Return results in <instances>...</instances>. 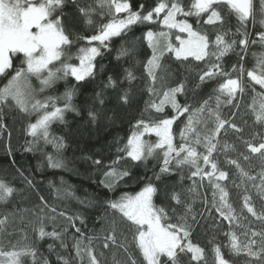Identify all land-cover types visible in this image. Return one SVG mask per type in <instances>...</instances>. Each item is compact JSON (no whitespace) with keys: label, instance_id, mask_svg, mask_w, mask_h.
Segmentation results:
<instances>
[{"label":"snow or ice","instance_id":"6c2138e0","mask_svg":"<svg viewBox=\"0 0 264 264\" xmlns=\"http://www.w3.org/2000/svg\"><path fill=\"white\" fill-rule=\"evenodd\" d=\"M65 3L66 0H0V76L7 78L9 70L13 71L4 87L0 88V109L14 103V106L22 112H38L39 118L35 123L29 124L28 131L34 138H43L48 142L52 121L63 120L65 111H76L71 103L74 90L66 91L63 96L64 106L57 107L56 99L59 98H37V90L32 87L31 78L35 77L40 81L41 92L69 75L77 82H86L87 78L95 75L96 58L102 55V49H108L114 37L123 36L137 24L161 23L168 31L154 32L149 29L143 39L151 50V55L144 62V70L148 78L147 90L150 96L154 97L147 102L146 110L154 111L163 118L136 121L125 146L117 149L118 153H124L125 156L117 155L116 159L107 166L108 170L103 173L104 179L101 183L113 189L119 181L130 177L127 168L119 167L125 157L130 158L132 162H145L150 157H159L162 153V164L159 173L155 174V180L159 181L162 175L170 174L174 169L187 167L190 172L188 179L192 181L187 192L194 196L201 195L198 188L203 187L204 182L207 181L212 191L210 201L207 195L202 196L205 210L209 215L214 210L220 221L228 222L229 231L224 234L228 244L221 245L210 241L213 264H232L223 248H227L233 256L243 254L247 258V264H264V227L257 230L250 223L248 226L242 223L248 219L245 215L247 213L264 225V131L252 132L248 139H244L243 127L232 117L225 118L221 111L222 104H233L237 97L243 96L245 92L243 64L233 65L230 73L224 71L221 61L233 52L237 45L242 51L247 49L248 32L245 30L241 33L242 38L237 41L228 39L227 32L219 31L215 40H210L206 33L194 30L187 19H177L178 16L197 18L206 16L205 24L222 26L225 23V16L221 9L226 7L243 27L250 19L255 20L257 9L253 0H192L187 9L183 0H156L154 7L147 11L143 4L134 9L131 0H98L99 7L107 9L106 13L101 14L110 18L107 23L98 27L95 34L77 37L86 41L88 45L79 48L78 65L68 62L72 58L68 49L73 46V33L63 16ZM79 12L87 18V24L93 23L90 18L91 9L80 7ZM259 12L264 16V0H260ZM260 23L264 25V20ZM172 29L187 33L188 38L183 39L180 35H176L175 39L179 41V45H175L170 37ZM239 31L237 29L238 33ZM257 35L259 40L264 42V31L258 32ZM131 51L132 49L121 47L116 59L129 56ZM18 54L23 55V61L19 68H15L14 57ZM169 54L174 55L179 61H185L189 57H194L196 61L207 60V70L199 74V83L204 84L222 78V82L213 90L214 96H209L198 106L181 104L178 96L185 94V83L181 81L169 87L163 74L165 67L162 61ZM233 73L238 74L233 75ZM246 75L251 82L264 90V56L257 60L254 69L247 70ZM124 78L131 84L136 76L131 69H125ZM107 86L115 88L117 81L109 76ZM118 99L122 104H129L130 93L124 91ZM96 101L100 105L105 103L102 93H96ZM233 106L238 108L239 104ZM167 108L171 109L172 115L166 113ZM248 109L254 117V123L264 129V91L253 97ZM89 116L93 122L96 121L95 111H90ZM232 116L235 117L236 113ZM182 117L184 123L177 142L173 133V124ZM244 123L246 124L247 121ZM4 127L5 125L0 123V129ZM229 131L237 134V139L243 145V151H240L236 144L223 139ZM151 134H155V142L145 139L146 135ZM51 142L58 149L63 147L61 138H54ZM233 153L235 156L231 155ZM221 156H223L222 162ZM48 161L51 167L63 166L61 161L52 156L48 157ZM93 163L97 166L102 165L99 159L94 160ZM222 163L235 170V176L240 183L237 184L233 179L231 183L234 187L241 188L250 183L255 189L261 200L259 210L247 187L243 188L244 194L240 197V206L237 209L229 192L230 173L224 170ZM24 180L32 186L30 179L24 177ZM17 191L14 186L0 179V203H8ZM157 192L156 184L149 179L135 194L123 193L117 199L108 200L106 206L111 215L106 211L102 218L104 235L101 247L123 250L126 259L117 260L114 254L113 264H180L181 256L189 254L190 264H207L205 248L191 239L192 225L188 223V217L191 216L193 222L196 219L192 204L182 199L181 192L169 193L170 199L176 205L184 206V215L178 218L177 223H171L165 208L154 203ZM40 200L42 205L38 212L34 213L36 223L33 225V231L38 239L50 237L54 241H59L60 248H67L65 242L67 228L58 231L53 227L52 231L46 230L45 218L40 214L44 213L49 205L43 197H40ZM50 210L56 211L55 208ZM57 215L64 217L68 225L75 228L77 233L80 232V229L76 228V221L84 223L82 216L79 214L67 216L63 212ZM47 219L54 221L55 218L47 216ZM9 223V215H0V231L6 230ZM122 225L131 232V244L142 259L138 260L136 255L130 252ZM233 227L243 228L244 231L238 233L232 230ZM84 239L87 243L83 239H75L72 245L76 253L72 264H75V261L84 264L85 260L86 264H107L106 259H103L105 253L98 251L93 243L100 237ZM13 249L11 251L0 249V264H24L25 257H32L36 262L35 247L24 245L19 248L13 246ZM49 250L55 251L54 245H49ZM43 264H50V261L43 258ZM57 264H70V261L57 253Z\"/></svg>","mask_w":264,"mask_h":264},{"label":"trees","instance_id":"16d2710c","mask_svg":"<svg viewBox=\"0 0 264 264\" xmlns=\"http://www.w3.org/2000/svg\"><path fill=\"white\" fill-rule=\"evenodd\" d=\"M131 3L134 9L143 4L145 11H147L154 7L156 0H131ZM191 3L192 0H183L186 9ZM253 3L257 9L255 20L250 19L243 27L237 18L228 12L226 7L221 9L225 16V23L222 26L205 24L206 16L201 18L195 16L177 17L187 19L193 25L194 30L206 33L210 40H215L217 32L225 31L228 33V39L238 41L242 38L240 34L247 30L249 39L247 49L242 51L237 45L235 50L221 61L226 72L231 73L233 65L239 66L241 63L245 69L243 76L245 92L243 96H238L233 104H222L221 106L225 118L232 117L238 125L243 127L244 139H248L252 132L264 131L254 123V117L248 109V106L252 104L253 97L264 91L259 85L251 82L246 75L247 70L254 69L257 60L264 56V42H261L257 35L258 32L264 31V25L260 23L261 20H264V16L259 12L260 0H253ZM80 7L92 10L90 18L93 23L91 25L86 23L87 18L79 12ZM106 12V8L99 7L98 0H76V2L66 0L63 16L73 33V46L68 49L72 58L68 62L78 64L79 48L88 45L86 41L77 39V37L95 34L101 24L108 22L110 17L101 14ZM161 27L159 22L137 24L123 36L114 37L108 49H102V55L96 58L95 75L87 78L86 82H77L74 77L69 75L41 92L40 81L35 77L31 78L32 87L37 90V98H59L56 99L57 107L64 106L63 96L65 92L74 90L71 103L76 111H65L63 120L52 121L49 127L48 142L43 138H34L28 131L29 124L35 123L39 118L38 112H22L14 106V103L0 109V123L5 125L3 129H0V179H4L18 190L8 203H0V215L7 214L10 216L9 226L6 230L0 231V249L11 251L14 250L13 246L19 248L24 245H31L37 250L36 262L33 261L32 257H25L23 258L24 264H43V258H47L50 264H57V253L72 264L76 256L75 249L72 247L75 239H83L87 243V240L84 239L86 237H100L93 243L98 251L105 253L103 259H106L107 264H113L114 254L117 260H124L126 257L122 249H103L101 247L104 235V220L102 218L106 211L111 215L110 210H107L106 202L117 199L123 193L135 194L149 179L158 188V192L154 196V203L165 208L171 223H177L178 218L184 215V206L176 205L170 199L169 193L172 191L181 192L182 199L192 204L196 219L193 222L191 216L188 217V223L192 225L191 239L194 243L205 248L207 264H213L212 243L210 241L221 245L228 244V239L224 235L229 231L228 222L220 221L214 210L209 215V212L205 210V204L202 202L203 195H207L209 201L211 200L212 190L207 181L204 182L203 187L198 188L201 195L194 196L187 192L192 184V181L188 179L190 172L187 167L180 170L174 169L170 174L162 175L159 181L155 180V174L159 173L162 164V153L159 157H150L145 162H132L130 158L125 157L120 162L119 167L127 168L130 171V177H125L119 181L113 189H109L101 183V180L104 179L103 173L108 170L107 166L116 159L117 155L125 156L124 153H118L117 149L125 146L136 121L163 118L154 111L146 110L147 102L154 97H151L147 90L148 78L144 70V62L151 55V50L143 39L144 34L149 29L158 31ZM237 29L240 30L239 33ZM121 47L132 49V51L129 56L117 60L116 57ZM22 61L23 55L18 54L14 57V67L19 68ZM162 63L165 67L163 74L167 86H175L181 81L186 85L185 94L178 96L181 104L188 103L198 106L209 96H214L213 90L218 83L222 82V78H217L204 84L199 83V74L207 70V60L196 61L194 57H189L185 61H179L174 55L169 54L165 56ZM125 69H131L136 76L131 84L124 78ZM12 74L13 71L9 70L7 78L0 76V88L4 87ZM237 74L233 73V75ZM109 76L117 81L115 88L107 86ZM124 91L130 93L131 101L129 104L119 102L118 98ZM96 93H102V98L105 101L103 105L96 101ZM212 103L214 106V99ZM234 104H239V107H234ZM50 110L51 108H49ZM90 111L97 113L95 122L89 116ZM166 113L172 115L171 109L167 108ZM233 113H236L235 117L232 116ZM245 121H247L246 124ZM183 123L184 118L182 117L173 124V133L177 142L180 139L179 132ZM54 138L62 139V148L58 149L51 142ZM145 139L151 142L156 141L155 134L146 135ZM223 139L236 144L240 151L244 150L243 145L237 139V134L229 131ZM231 155L235 156L234 153ZM49 156L61 161L63 166H49ZM97 159L102 161V165L97 166L93 163ZM220 160L223 161V156L220 157ZM254 163L256 162L254 161ZM221 166L230 173L229 192L237 209L240 206V197L244 194L243 188L247 187L248 193L252 195L259 210L261 200L251 184L241 188L234 187L231 183L233 179L237 184L240 183L235 176V170L223 163ZM182 176L183 179H181ZM24 177L32 181V186L25 182ZM40 197H43L49 205V208L40 214L45 218L46 230L52 231L53 227L58 231L67 228L65 233L67 248H60L59 241H54L50 237L38 239L37 234L33 231V225L36 223L34 213L38 212L42 205ZM81 201H85V203H81ZM51 208H55L56 211L51 212ZM173 209H175V213H173ZM61 212L67 216H76L77 214L82 216L84 223L76 221V228L80 229L79 233L76 232L75 228L68 225L64 217L57 215ZM45 213L47 216L54 217V221L48 220ZM245 215L248 216L247 220L242 221L245 226L250 223L257 230L264 227L249 214L245 213ZM122 228L127 236L130 252H133L138 260L142 259L131 244V232L127 230L126 226L122 225ZM232 230L238 233L244 231L243 228L235 227ZM49 245H54L55 251H50ZM223 251L232 261V264H247V258L243 254L233 256L227 248H223ZM75 264H80V262L75 261ZM84 264H86V260ZM180 264H190V254L182 255Z\"/></svg>","mask_w":264,"mask_h":264},{"label":"rangeland","instance_id":"374dc122","mask_svg":"<svg viewBox=\"0 0 264 264\" xmlns=\"http://www.w3.org/2000/svg\"><path fill=\"white\" fill-rule=\"evenodd\" d=\"M177 19H182V18H177ZM159 31H168V29H166L165 26L162 25V27L158 31H154V32H159ZM176 35H180L183 39H187L188 38L187 33H180L178 29H172V30H170L171 40L177 46L179 45V41H177L175 39ZM78 64H79V61H78Z\"/></svg>","mask_w":264,"mask_h":264}]
</instances>
